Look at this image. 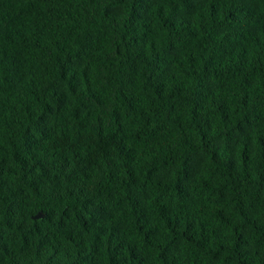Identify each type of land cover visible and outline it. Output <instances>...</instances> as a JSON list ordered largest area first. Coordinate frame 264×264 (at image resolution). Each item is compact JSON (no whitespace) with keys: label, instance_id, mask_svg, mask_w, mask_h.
Masks as SVG:
<instances>
[{"label":"trees","instance_id":"16d2710c","mask_svg":"<svg viewBox=\"0 0 264 264\" xmlns=\"http://www.w3.org/2000/svg\"><path fill=\"white\" fill-rule=\"evenodd\" d=\"M0 264H264V0H0Z\"/></svg>","mask_w":264,"mask_h":264},{"label":"water","instance_id":"95a60500","mask_svg":"<svg viewBox=\"0 0 264 264\" xmlns=\"http://www.w3.org/2000/svg\"><path fill=\"white\" fill-rule=\"evenodd\" d=\"M44 216V214L43 213H38L36 216H35V218H42Z\"/></svg>","mask_w":264,"mask_h":264}]
</instances>
